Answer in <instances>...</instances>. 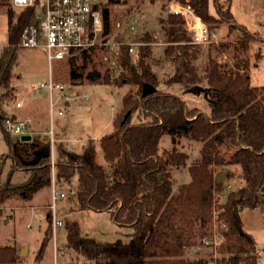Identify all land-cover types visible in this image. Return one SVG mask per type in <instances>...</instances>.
I'll return each instance as SVG.
<instances>
[{"label": "trees", "instance_id": "16d2710c", "mask_svg": "<svg viewBox=\"0 0 264 264\" xmlns=\"http://www.w3.org/2000/svg\"><path fill=\"white\" fill-rule=\"evenodd\" d=\"M164 1L188 7L209 25L210 34L219 24L232 19L230 0L226 6L217 0ZM107 2V5L113 4V0ZM32 15L31 8L23 9L17 15L11 9L6 11L7 45L0 51V132L11 149L14 140L4 125L6 116L2 113V101L12 92L11 76L16 65L19 36L32 22ZM102 18L107 35L110 31L108 7L102 10ZM159 22L169 43L164 53L174 68L164 85H178L184 89L204 85L208 113L188 109L176 95L158 90L141 98L145 84L156 89L158 84L145 61L143 48L136 62L132 61L127 47L119 48L114 66L119 75L113 80L107 73L102 77L99 73L87 75L90 81L101 77L104 85H110L112 81L136 86L137 98L132 101L129 95H124L123 111L113 120V130L99 140L105 166L95 161L93 140H88L79 154L55 142V181L69 184L75 177L74 195L79 209L107 212L117 225L130 227L132 234L125 244H101L81 236L78 224L69 222L66 245L82 259V264H258L255 245L243 231L240 213L244 209L258 210L264 217V86L260 89L250 87L248 62L243 58L225 68L209 57L199 72L192 64L197 56L196 46L189 44L190 35L185 31L182 16L169 12ZM233 27L230 23L229 30ZM238 29L243 36L240 45L245 49L254 35L242 26ZM71 78L76 76L71 73ZM138 110L150 121L131 124V115ZM128 111L130 113L124 119ZM163 136H168L172 144L177 138L202 143L199 158L187 166L186 154L173 147L165 152L164 160L158 154ZM43 145L49 147V139ZM220 147L232 150L226 159L220 153ZM13 165L31 175L19 186L11 187L7 180L0 188V203L16 193L29 200L34 193L51 185L49 154L34 165L22 164L17 158ZM167 165L188 170L189 183L178 187L176 192L172 191ZM212 167H231L232 170L224 174L225 180L235 179L239 184L218 205L219 220L226 225V239L218 248L215 259L209 255V259L188 260L184 257L189 246L188 236L181 225L197 222L206 227L211 220L213 191L223 190L224 182L215 183ZM45 219L47 228L35 262L42 259L52 237L51 212ZM134 247L136 253L131 258L130 250ZM19 262V253L13 246L0 247V264Z\"/></svg>", "mask_w": 264, "mask_h": 264}, {"label": "rangeland", "instance_id": "374dc122", "mask_svg": "<svg viewBox=\"0 0 264 264\" xmlns=\"http://www.w3.org/2000/svg\"><path fill=\"white\" fill-rule=\"evenodd\" d=\"M107 1L99 0V3L101 17L102 10L105 7L109 9L110 31L107 35L104 34L102 18L103 31L99 38L100 41L115 44V48L96 47L84 53L83 51L75 53L67 60L55 61L50 65H48L44 49L18 48L16 65L11 76L12 92L2 101V113L5 116L11 118L16 116V123L23 122L27 118V120L30 119L29 121L34 119L39 128L45 130L48 139L52 138L56 142L59 139L66 150L74 154L81 153L88 140H93L95 161L100 166L106 165L99 144L100 138L113 130V120L123 111L124 95H129L132 101L137 98L136 86L112 81L110 85H104L100 81L105 73L109 74L111 80L119 75V71L112 66L111 61L114 56L113 51H119L120 47L134 45L133 54H129L133 62H136L137 55L143 48L146 54L145 61L157 79L158 91L176 95L186 103L188 109L196 108L204 114H207L209 110L204 85L193 87L196 89L193 91L178 85H164V81L173 74L174 68L171 59L164 53L169 43L159 20L165 19L169 13L170 3L166 4L164 0H113V4L107 5ZM217 2L223 6L227 5V0H217ZM7 9H11L15 15L21 11L11 5V0H0V51L7 45ZM212 12L215 15L214 9ZM230 13L232 19L217 26L211 33L209 44L196 46L197 56L192 64L200 72V68L209 57L225 68L232 67L236 59L243 58L248 62L247 73L250 87L260 89L264 86V0H230ZM230 23L234 24L231 30H229ZM205 25L209 28L208 24L205 23ZM242 25L249 34L254 35V39L250 40L245 49L240 45L243 36L238 27ZM71 73L76 78H71ZM94 73H99L101 77L94 81L88 80L87 75ZM16 75L19 76L18 79ZM49 75L54 83L63 86V90L52 91L54 105L51 116L47 89L42 88L38 93L29 91L32 86L48 83ZM59 97L61 98L58 100ZM16 101H21V109L15 108ZM59 110L62 111V116L58 115ZM149 121L150 118H144L139 110L131 115V124ZM27 132L25 131V135ZM31 138L34 142L37 136L34 135ZM201 146L202 143L188 138H177L175 144H172L168 136H163L158 154L165 160V152L174 147L176 151L186 154V163L189 166L199 158ZM219 150L225 159L232 152L225 147H220ZM42 153V150H32L29 156L15 155L20 163L26 164ZM56 153L57 151L54 150V154ZM30 156L32 159L29 158ZM13 159L15 163L13 151L7 147L0 132V188L7 180L11 187L19 186L27 177V172L16 169ZM166 170L173 192H176L181 185L189 183L190 176L186 167L175 168L167 165ZM212 170L215 177L218 173L223 175L229 173L232 168L212 167ZM28 175L30 177L31 172ZM226 185L231 186L230 191H235L239 186L235 179L225 180L222 192L213 191L212 203L216 201L215 199L219 203L225 201L229 191H225ZM50 186L49 189L39 191L30 203L18 193L9 195L0 203V247L13 246L18 253L19 249L27 247V254L20 257L18 264H53L54 254L58 264H80L82 259L66 245V225L69 222L78 224L81 236L92 238L101 244H125L131 240L132 229L114 223L109 213L79 209L74 195L75 177L69 184L62 180L55 181L56 192L64 193L65 198L55 203L54 214L64 222V226L56 227L54 232L52 229V237L44 250L42 259L35 262L43 233L47 228L45 217L52 211ZM221 193L224 195L223 198ZM240 218L243 231L253 240L259 264H264L262 213L258 210L244 209L240 213ZM181 226L184 233H187L189 242V246L184 251V257L188 260L209 259V255H212L211 250L201 243L208 225L201 227L195 222ZM136 249L134 247L130 250L131 258H134Z\"/></svg>", "mask_w": 264, "mask_h": 264}, {"label": "built area", "instance_id": "2783aa9c", "mask_svg": "<svg viewBox=\"0 0 264 264\" xmlns=\"http://www.w3.org/2000/svg\"><path fill=\"white\" fill-rule=\"evenodd\" d=\"M14 8L23 10L31 8L33 10L32 22L26 25L19 36L18 48L36 49L42 48L46 52L48 65L55 61L67 60L75 53L88 51L96 47H112L107 41H100V34L103 31L102 17L99 0H11ZM169 12L179 14L184 21L185 31L190 35L189 44L193 46H205L210 43L211 34L208 27L196 16L188 7L176 2L169 4ZM128 53L134 52V45L128 44ZM112 66H115V56L118 50L113 51ZM47 89L49 93V113H53L52 91L63 90V86L54 83L49 75L48 83L40 86H32L29 91L38 93L40 89ZM61 97L58 98V100ZM86 99V97H85ZM16 109L22 108L21 101L14 102ZM62 116V111H58ZM29 120L17 122L12 117L6 116L4 125L13 140L22 135L28 129ZM56 140L49 139L50 174H51V219L52 229L64 226V222L54 214V205L57 201L65 198V194L57 193L55 190V154L54 144ZM230 185H226V190L230 192ZM221 193V197L223 198ZM222 198H220L222 200ZM216 200V199H215ZM218 201H213L211 220L208 224L206 234L202 237V245L211 250L212 258L218 254V248L225 242L226 225L219 220ZM28 228H31L28 226ZM54 234V233H53ZM53 264H58L56 256H53Z\"/></svg>", "mask_w": 264, "mask_h": 264}, {"label": "water", "instance_id": "95a60500", "mask_svg": "<svg viewBox=\"0 0 264 264\" xmlns=\"http://www.w3.org/2000/svg\"><path fill=\"white\" fill-rule=\"evenodd\" d=\"M190 91H193V90H196V89H188ZM197 90H201L199 88H197ZM204 91V90H202ZM157 92V89L151 85H148V84H145L143 87H142V93H141V98H145L147 96H150V95H153ZM206 97H207V90L204 91ZM130 111H128L126 113V115L124 116V119L127 118V116L129 115ZM14 118V117H13ZM19 138V139H18ZM18 138H15L14 139V143H13V147H12V151L14 153V155L17 153V144L18 143H29V144H23L27 147V149H34L38 144L36 143V140H34V142H32V138L30 135H22ZM37 150H42L43 153L37 157V158H34L31 162H28L26 163L25 165H34L35 163L38 162V160L41 158V157H44V156H47L49 154V147L47 145L41 147L40 149H37ZM225 181V177L222 173H218L216 176H215V183H223ZM206 196V194L204 195V197ZM27 254V247L24 246L22 247L21 249H19V256L20 257H23Z\"/></svg>", "mask_w": 264, "mask_h": 264}, {"label": "crops", "instance_id": "0c3cea01", "mask_svg": "<svg viewBox=\"0 0 264 264\" xmlns=\"http://www.w3.org/2000/svg\"><path fill=\"white\" fill-rule=\"evenodd\" d=\"M243 26V25H242ZM244 27V26H243ZM16 77H17V79L19 78V76L18 75H16ZM66 103H67V101H66ZM14 117V119H15V121H17L16 120V116H13ZM28 119V118H27ZM27 119H25V120H27ZM30 120V119H29ZM27 135L29 134L30 136H37V139H35L36 140V143L38 144L33 150H37V149H40L41 147H43L44 145V143L48 140V137H47V135H46V132H45V130L44 129H42V128H39V126H38V123H36V121L34 120V119H31V121H30V124L28 125V129H27ZM58 143H61L62 145H63V142L62 141H59V139H58V141H57ZM64 146V145H63ZM16 148H17V151L19 150L20 151V155L21 156H23V157H25L26 155H28L29 156V154L32 152V149H27V147L25 146V145H23V144H21V143H18L17 144V146H16ZM73 153V152H72ZM13 155H14V153H13ZM15 156V158H16V155H14ZM30 159H32L31 158V156L29 157ZM27 160H29V159H27ZM13 161H14V159H13ZM20 172H27L26 174H27V177H26V179H25V181L24 182H26L27 180H28V177H29V172L28 171H26L25 169H21L20 170ZM23 182V183H24ZM43 189H45V188H42V189H40L39 191H41V190H43ZM46 189H49L48 187H46ZM39 191H37L36 193H34L33 195H32V197L28 200V202L30 203L32 200H33V198L36 196V194L39 192ZM49 191H51V186H50V190ZM80 264H82V262H79ZM259 264V263H258Z\"/></svg>", "mask_w": 264, "mask_h": 264}, {"label": "flooded vegetation", "instance_id": "af4514ba", "mask_svg": "<svg viewBox=\"0 0 264 264\" xmlns=\"http://www.w3.org/2000/svg\"><path fill=\"white\" fill-rule=\"evenodd\" d=\"M16 154L19 155L20 154V151L18 150Z\"/></svg>", "mask_w": 264, "mask_h": 264}]
</instances>
